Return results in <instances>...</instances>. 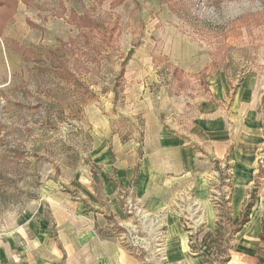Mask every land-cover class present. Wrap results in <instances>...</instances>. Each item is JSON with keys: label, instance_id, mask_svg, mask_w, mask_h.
I'll return each mask as SVG.
<instances>
[{"label": "rangeland", "instance_id": "374dc122", "mask_svg": "<svg viewBox=\"0 0 264 264\" xmlns=\"http://www.w3.org/2000/svg\"><path fill=\"white\" fill-rule=\"evenodd\" d=\"M0 32V229L28 212L47 211L49 220L56 203L83 201L89 182L103 190L95 138L122 134L136 84L137 99L146 91L153 104L175 100L172 116L192 123L217 105L234 135L239 121L251 120L242 149L230 137V163L219 172L255 164L249 199H264V0H0ZM225 183L211 189V202L230 232L233 188ZM121 195L126 217L138 220ZM104 218L105 238L136 256L165 243L162 229L134 233ZM188 229L200 245L203 224ZM149 257L144 263L155 264ZM221 257L216 250L209 263L223 264Z\"/></svg>", "mask_w": 264, "mask_h": 264}, {"label": "crops", "instance_id": "0c3cea01", "mask_svg": "<svg viewBox=\"0 0 264 264\" xmlns=\"http://www.w3.org/2000/svg\"><path fill=\"white\" fill-rule=\"evenodd\" d=\"M138 86L129 89L133 109L123 122L122 134L110 131L109 136L100 133L95 138L93 163L107 174L103 190L96 192L89 182L83 201L56 203L57 211L50 212L49 220L47 211L28 212L17 218L13 229H0L1 235L20 236L0 238V264H145L144 256H150L149 263L157 258L155 264H208L206 259L215 256V249L200 246L203 238L196 246L198 253H192L188 227L203 224L205 235L215 233L218 211L211 202V189L226 181L233 188L231 219L241 216L257 167L239 162L237 173L234 166L222 171L230 172V180L224 181L219 168L225 159L230 163L231 136L239 138L242 149L251 120L241 123L237 117L234 135L231 118L224 117L217 105L202 109L192 123L187 115L172 116L175 100L153 104L145 97L146 91L137 99ZM253 131L260 136L258 130ZM242 170H248L250 180L240 178ZM121 193L126 194L125 203L132 201L139 210L138 220L126 217ZM46 204L51 209L52 203L47 200ZM104 217H113L109 226H129V232L159 235L162 229L165 243L158 246L157 254L150 248L148 254L136 256L116 239L105 238L101 230L103 220L107 224ZM263 221L264 199L257 197L250 221L233 239L227 264H263ZM224 230L227 237L229 229L224 226ZM135 242L132 246H144Z\"/></svg>", "mask_w": 264, "mask_h": 264}, {"label": "trees", "instance_id": "16d2710c", "mask_svg": "<svg viewBox=\"0 0 264 264\" xmlns=\"http://www.w3.org/2000/svg\"><path fill=\"white\" fill-rule=\"evenodd\" d=\"M0 36H1V34H0ZM222 173H223L222 174L223 181L225 179L230 180V174L226 175L225 172H222ZM222 185H227V184L225 182H222ZM228 186L232 188V186L230 185V181L228 182ZM230 198L231 197L229 196L228 197L229 201H226L225 204L230 203ZM256 199H257L256 194L250 195V199L245 204V208H244L241 216L238 217L237 219H235L234 221H232V219H231L232 207L228 206L229 207L228 211L230 214V215H228V220H229L228 222L230 224L231 231L229 232L227 237H225L226 234L224 233L225 232L224 225L220 221H218V223H217V229H216L215 233H207L204 236L203 241H202L203 245L209 246V247L217 250L218 253H220L223 257V260H222L223 264H227L229 262V259H230L229 251L232 247V242H233L235 235L238 232H240L243 229V227L250 221V216L252 213V209L255 205ZM191 239L193 241L194 237L191 236ZM261 240L264 242V221H263V231H262V235H261ZM225 243H228V245H224ZM190 246H191L192 253L197 254L198 249H197L196 245L191 244ZM206 261L208 264H210L209 260L206 259ZM261 262L264 264V258H261Z\"/></svg>", "mask_w": 264, "mask_h": 264}, {"label": "built area", "instance_id": "2783aa9c", "mask_svg": "<svg viewBox=\"0 0 264 264\" xmlns=\"http://www.w3.org/2000/svg\"><path fill=\"white\" fill-rule=\"evenodd\" d=\"M133 208H134V206H133ZM135 209V208H134ZM221 259H222V257H221ZM223 260V259H222Z\"/></svg>", "mask_w": 264, "mask_h": 264}]
</instances>
